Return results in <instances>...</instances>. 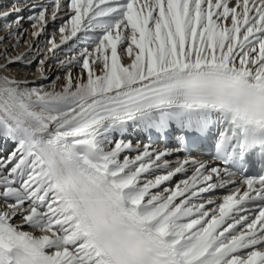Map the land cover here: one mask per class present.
Wrapping results in <instances>:
<instances>
[{"label": "snow or ice", "instance_id": "snow-or-ice-1", "mask_svg": "<svg viewBox=\"0 0 264 264\" xmlns=\"http://www.w3.org/2000/svg\"><path fill=\"white\" fill-rule=\"evenodd\" d=\"M25 21L65 75L0 74V264H264V0H0L5 73Z\"/></svg>", "mask_w": 264, "mask_h": 264}, {"label": "bare ground", "instance_id": "bare-ground-1", "mask_svg": "<svg viewBox=\"0 0 264 264\" xmlns=\"http://www.w3.org/2000/svg\"><path fill=\"white\" fill-rule=\"evenodd\" d=\"M41 2H47L46 0H40L36 3H41ZM30 4V3H29ZM8 6L11 7V5L9 4ZM30 13L28 11H25L23 13L24 16H28ZM59 22H57L58 25ZM23 27L25 29L28 30V34H25V36L23 37V39L20 42V47L17 49H13V45L15 44V40H11L7 45V50L10 56H16L18 53H26L28 51L27 45H25L24 40H31L32 45H33V49L35 50L37 47L39 49H41V51L39 52V54L37 56L32 57L33 62L31 63V65H28L26 63H16V64H12L9 65V68L11 69V72L5 73L2 70H0V74H8V75H14L17 79H20L22 81L27 80V81H35L36 83H44L45 85H49L52 82H55L57 84V91H59V85H61L64 81V72L63 70L58 66V64L56 63L55 60L49 59L48 61H46V65L45 67L47 68V76H48V80L46 81H42L40 79V73L37 71V61L41 58H43L45 52H46V47L43 43V38H41L40 40H37L33 37H31L30 33L32 31H34V29H32L30 27L29 22L25 21L23 23ZM53 30V25L50 22L49 26H48V32L51 33V31ZM0 35H7L4 32H0ZM57 42H59V37H57ZM4 46H0V53H2L4 51ZM29 55L31 56V53H29ZM0 63H4L3 59L0 58ZM125 63H127V61L125 60ZM80 69L79 68H74L72 69L73 75L74 76H78L80 74ZM60 77L59 80H57V77ZM46 90H50V89H46ZM25 230H29V229H25Z\"/></svg>", "mask_w": 264, "mask_h": 264}]
</instances>
